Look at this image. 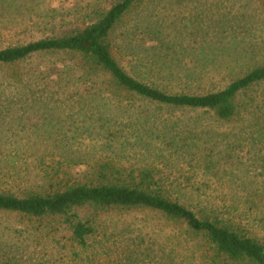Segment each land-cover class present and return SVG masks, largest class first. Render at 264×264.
Segmentation results:
<instances>
[{"label": "trees", "instance_id": "1", "mask_svg": "<svg viewBox=\"0 0 264 264\" xmlns=\"http://www.w3.org/2000/svg\"><path fill=\"white\" fill-rule=\"evenodd\" d=\"M47 1L65 0H0V18L20 15L25 4L41 7ZM145 1L73 0L75 8L63 15L50 8L46 15L33 11L21 20H29L45 37L0 48V113L17 106L24 113L33 106L48 112L51 104L78 107L81 112L95 107L97 140L119 150L113 155L102 151L70 156L49 151L46 141L47 150L40 152L1 150L0 213L25 219L35 225L36 234H46L55 260L42 264H95L107 255L101 246L111 242L112 233L102 219L111 211L152 213L160 218L163 235L160 247H142L141 239L140 247L124 251L113 264H264V236L254 228L264 225V213L260 216L254 197L264 195V183L253 186L250 159L243 154L250 140L255 147L262 144L264 151V91L254 96L264 87V57L235 58L222 80L229 75L232 79L220 89L212 85L202 93L186 90L187 82L195 77L201 81L203 74L145 70L140 45L132 37L138 26L121 38L115 36L119 25ZM259 1L264 6V0ZM169 50L164 58L157 54L156 65L182 66ZM36 57L57 60L25 73L23 65ZM122 60L136 73H128ZM176 79L177 91L163 87ZM147 106L201 111L226 129L211 128L202 139L197 132L187 134L183 126L161 120ZM144 138L160 141L151 161L124 156L129 146L147 150L150 144L143 143ZM5 144L10 145L0 139V145ZM196 152L202 157L197 168L173 171L174 160L190 156L193 161ZM76 166L87 171L79 177L68 172ZM260 169L264 177V166ZM239 174L250 184H235ZM216 180L225 182L214 187ZM239 192L243 197H237ZM11 233L22 236L25 231ZM1 261L15 264L7 258Z\"/></svg>", "mask_w": 264, "mask_h": 264}, {"label": "rangeland", "instance_id": "2", "mask_svg": "<svg viewBox=\"0 0 264 264\" xmlns=\"http://www.w3.org/2000/svg\"><path fill=\"white\" fill-rule=\"evenodd\" d=\"M72 2L73 0H65L60 4H48L47 1L41 7L25 4L20 15H5L4 18H0V48L25 44L45 37L42 30L27 23L29 20L22 21L23 15L32 16L33 11L46 15V10L49 8L56 9L58 14L63 15L71 8H75ZM261 9H264V6L259 0H147L124 23L119 25L115 36L121 38L131 31L133 25H137L138 34L132 37L140 45L138 52L144 60L143 64L148 67L145 70L153 71V73L168 70L166 73L190 71L197 75L203 74L204 78L201 81H199L201 78L195 77L196 80L187 82L188 85L185 88L192 92L202 93L204 89H213L214 86L220 89L232 79L229 75L227 80H222L233 69L235 58L264 57V14ZM162 41L164 45L161 44ZM168 49H170V56L180 60L182 66L161 68L156 65L155 62L160 59L157 54L164 58ZM206 58L208 62L203 64ZM197 59L201 62H197ZM53 60L57 58L36 57L30 63L24 64L22 70L27 73L38 65ZM122 65L128 73H136L133 65L128 62L122 60ZM179 82L178 79L168 84L165 82L163 87L169 85L168 89L175 92L180 87ZM263 91L264 87L257 90L254 96L259 97ZM136 105L143 106L141 103ZM15 108L17 111L11 109L4 114L0 113V139L10 143V145H0V151L40 152L47 150L44 143L46 141L49 151H65L70 156H75V154L100 155L102 151L113 155L119 152L97 140L98 122L95 107L81 112L78 107L73 109L70 106L51 104L48 112L40 111L38 107L33 106L26 109L27 113L19 110L23 109L21 106ZM147 108L161 120L183 126L187 134L197 132L202 135V139L207 136L205 133L211 128L219 132L226 129L223 125L215 124L207 113L201 111H174L153 106H147ZM23 114L25 115L19 116ZM46 118L49 121H45ZM55 141H61V143L55 145ZM130 141L132 144L135 143L134 138ZM250 141L245 144L243 154L250 159L248 165H251L252 175L255 176L252 184L259 188L261 183H264V177L260 176L262 173L260 168L264 166V151H261L262 144L255 147L256 144H251ZM19 142L21 144L18 145ZM145 142L150 144L147 150L138 148L133 150L129 146L124 156H129L131 159L144 156V161H151L152 155L158 151L156 145H160V141L155 138H144L143 143ZM248 150H252L251 153ZM164 153L167 155L166 152ZM193 157V161L190 156H184L183 160H174L173 171L189 165L197 168L202 157L200 158L197 152ZM86 168L85 166L71 167L68 172H73V175L79 177L87 171ZM196 173L197 170L191 175ZM238 177L240 178L235 179L234 183L240 186L251 182L240 174ZM30 180L32 179L28 181ZM224 182L225 180H216L213 186ZM25 185H30V183H25ZM12 190L17 191L16 188ZM239 193L237 197H243ZM254 197L261 211L260 216H262L264 195L259 192ZM102 220L106 221V227L109 233H112V240L108 244L102 243V251L109 253L98 258L95 264H113L122 258L124 251L140 247L141 239L145 241L142 247L158 248L163 242L160 218L152 213L111 211L104 214ZM59 223L52 224L56 226ZM34 226L32 227L31 223L18 216L0 213V263L1 259L6 258L15 264H42L44 260H55L51 249L48 248L52 246L46 234H40L37 231L36 234L33 231ZM254 226L259 236L263 237L264 232L261 230L264 225ZM11 231H25V233L20 236Z\"/></svg>", "mask_w": 264, "mask_h": 264}]
</instances>
